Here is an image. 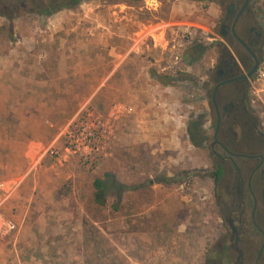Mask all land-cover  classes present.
Masks as SVG:
<instances>
[{
  "label": "rangeland",
  "instance_id": "obj_1",
  "mask_svg": "<svg viewBox=\"0 0 264 264\" xmlns=\"http://www.w3.org/2000/svg\"><path fill=\"white\" fill-rule=\"evenodd\" d=\"M29 1L35 10L42 2ZM220 10L214 0H92L51 15H0V264L214 262L223 234L215 159L191 132L210 137L203 84ZM184 25L192 37L182 44ZM164 30L181 43L178 65ZM130 35L149 46L104 76ZM197 44L207 47L202 59L188 54ZM261 72L264 62L250 97L264 121ZM118 105L133 110L112 116ZM82 119L104 123L86 161L65 151L66 130ZM107 172L131 187L121 201L131 207L96 221L87 204Z\"/></svg>",
  "mask_w": 264,
  "mask_h": 264
},
{
  "label": "flooded vegetation",
  "instance_id": "obj_2",
  "mask_svg": "<svg viewBox=\"0 0 264 264\" xmlns=\"http://www.w3.org/2000/svg\"><path fill=\"white\" fill-rule=\"evenodd\" d=\"M214 1L221 10L203 88L223 225L216 259L218 264H264V121L250 97L252 79L264 62V11L259 0Z\"/></svg>",
  "mask_w": 264,
  "mask_h": 264
},
{
  "label": "trees",
  "instance_id": "obj_3",
  "mask_svg": "<svg viewBox=\"0 0 264 264\" xmlns=\"http://www.w3.org/2000/svg\"><path fill=\"white\" fill-rule=\"evenodd\" d=\"M34 1V0H32ZM86 1H92V0H42L41 3L35 2V9H27V4L30 3L29 0H0V5H4L7 8V10H0V15L7 18L10 21H13L16 17L21 15L22 10L25 11V13H38L42 15H51L59 10L63 9H75L79 5H81L83 2ZM112 2H118L123 0H107ZM130 2H139L142 0H127ZM207 47H205L203 44H197L193 45L189 51L188 54L194 55L197 53L198 55L201 52H204ZM191 127L192 129L194 128ZM195 132V134H194ZM199 132V133H198ZM197 131L191 132V140L196 145H199L198 138L205 140L204 132H201L200 129ZM215 179L217 172H213ZM159 181L163 182L164 179H159ZM150 184L145 182L144 184L137 187V189H142L144 187H148ZM130 186H127L126 184H123L122 182L118 181L112 173L107 172L106 176L104 178L97 177L93 182V189L94 193L91 197L90 201L87 204L88 210L91 212L92 218L96 221L103 220L104 218L102 216V212L104 210L108 211L109 214L112 215V217H115L116 214L119 212H123L125 210L130 209V204L127 202V204H122V198H123V192L125 190L130 189ZM107 194H109L107 196ZM110 199L112 201H110ZM110 201V202H109ZM127 206V207H126ZM111 217V218H112ZM128 223L133 227L132 221L129 220ZM207 264H218V260L210 259Z\"/></svg>",
  "mask_w": 264,
  "mask_h": 264
},
{
  "label": "built area",
  "instance_id": "obj_4",
  "mask_svg": "<svg viewBox=\"0 0 264 264\" xmlns=\"http://www.w3.org/2000/svg\"><path fill=\"white\" fill-rule=\"evenodd\" d=\"M131 36L130 38H132L133 42L129 48L130 53H141V50L144 49L145 46H149V44H146L145 42L147 37L138 38L137 35H134L133 37ZM181 36L183 37L182 44L187 43V41H190V38L192 37L191 27L188 25L183 27L181 35L179 34V37ZM163 37L167 43L166 48L169 47L170 57L173 64H180L183 58V54L181 52V43H177L176 41L178 40L176 39L169 42L166 38L165 30L163 31ZM261 75L264 77V72H261ZM123 108L129 112L133 110L132 107L118 105V107H114L115 111L112 113V116H117L119 112H122L121 110ZM103 127L104 123H102V121L100 120L93 122H89L84 119L80 121H75L66 130L67 138L65 144V151L69 154L77 155L84 161L88 160L93 154H96L99 151V145L97 144L96 139L104 137L102 133ZM78 137L81 139L78 140ZM51 153L56 154L57 152L52 150ZM8 226L9 228L15 227L14 224H8Z\"/></svg>",
  "mask_w": 264,
  "mask_h": 264
},
{
  "label": "crops",
  "instance_id": "obj_5",
  "mask_svg": "<svg viewBox=\"0 0 264 264\" xmlns=\"http://www.w3.org/2000/svg\"><path fill=\"white\" fill-rule=\"evenodd\" d=\"M131 36V35H130ZM128 50H129V48L127 49V51H125V52H123V51H117V53H116V55H115V59H114V57H113V62H115L116 60H117V57L119 56L120 57V59H119V65H117L116 64V66H114L113 67V69H111V70H108L107 72H104L103 73V75L104 76H109V75H112V74H114L115 73V71L116 70H118V68H119V66H121L124 62H125V60L127 59V57H128V55H132V54H134V55H137V57L138 56H140L141 57V55H143V52L142 53H130L129 54V52H128ZM111 51H113V47H111ZM128 53V54H127ZM112 54V53H111ZM112 60V59H111ZM126 70H125V68H122V72L124 73ZM153 72V71H152ZM153 75H154V73H153ZM99 87V89H101V87L100 86H98ZM93 92V91H92Z\"/></svg>",
  "mask_w": 264,
  "mask_h": 264
},
{
  "label": "water",
  "instance_id": "obj_6",
  "mask_svg": "<svg viewBox=\"0 0 264 264\" xmlns=\"http://www.w3.org/2000/svg\"><path fill=\"white\" fill-rule=\"evenodd\" d=\"M216 94V93H215Z\"/></svg>",
  "mask_w": 264,
  "mask_h": 264
}]
</instances>
